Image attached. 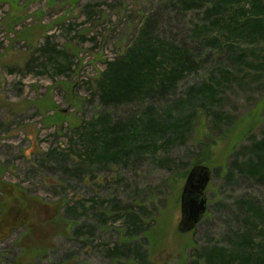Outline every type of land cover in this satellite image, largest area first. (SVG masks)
Wrapping results in <instances>:
<instances>
[{"label":"rangeland","instance_id":"obj_1","mask_svg":"<svg viewBox=\"0 0 264 264\" xmlns=\"http://www.w3.org/2000/svg\"><path fill=\"white\" fill-rule=\"evenodd\" d=\"M170 1L0 0V264H205L204 249L230 247L244 233L248 201L264 211V183L226 175L248 157L242 148L264 140V43L212 40L222 17L249 0H228L216 11L208 10L210 1L184 16L171 13ZM158 10L159 37L193 38L188 46L197 64L162 98L101 105L92 94L102 59H115L141 18ZM243 48L256 54H240ZM66 61L73 71L55 75L56 64ZM229 69L234 75L224 77L212 104L228 123L212 128L210 104L199 101L196 89ZM188 93L187 108L196 111L182 138L167 146L158 139L154 151L130 153L124 163L85 160L81 135L100 116L109 124L138 120L150 106L165 120ZM196 155L210 160L201 164L210 170L207 211L181 234L182 171Z\"/></svg>","mask_w":264,"mask_h":264},{"label":"trees","instance_id":"obj_2","mask_svg":"<svg viewBox=\"0 0 264 264\" xmlns=\"http://www.w3.org/2000/svg\"><path fill=\"white\" fill-rule=\"evenodd\" d=\"M210 1L212 4L208 10L216 11L226 8L228 0H173L170 3L174 8H170V11L174 15L184 16L195 7ZM235 10L233 13H228L226 17H222L223 20L215 33L217 37H213L212 40L219 42L221 41L220 38H224V40L230 41L231 45L233 44L232 41H238V46L247 43H252V45L264 43V0H249L247 7L240 6ZM158 11L141 18L134 30L132 40L118 53L115 59L111 61L102 59L105 67L101 71L97 70L92 94L98 98L101 105L117 107L136 102L143 103L151 97L162 98L171 93L176 84L184 79L197 64L196 56L188 46L189 41H194L193 38L186 37L175 42L169 38L165 41L159 37L157 30L164 11ZM198 31L204 32L206 29H198ZM199 32L195 33L194 31L192 33L198 35ZM226 41L220 48L226 45ZM246 53L255 55V48L247 50L243 48V51L240 52V54ZM262 55L264 56V54ZM229 68L236 71V67ZM72 71L71 63L66 61L64 64L57 63L53 73L60 75V73ZM233 75L230 69L225 70L217 77L212 74L208 80L209 84H203L196 89V94L200 95L199 101L210 104L212 113L208 122L212 128L218 129L228 123L222 121L223 115L215 112V107L212 104L217 100L216 95H218L219 90L225 85L224 77L230 78ZM71 88L68 86V90ZM191 96L188 93L183 101H179L178 105L169 107L165 112V120L161 121L157 116L151 115L150 106L145 108L138 120L131 118V121L109 124L110 122L105 115L100 116L96 120L99 125L98 130H94L96 123L90 124V129L81 135L83 144L87 147L85 160H91V165L98 164L101 167L109 163H124L126 156L130 153L149 148L154 151L157 148L158 139L163 141V146H167L176 138H182L196 111L187 108ZM49 108H55V103L51 102ZM114 129L117 131L113 134ZM251 130L253 128L249 132ZM166 134H169V137L166 138ZM112 136L116 141L110 146L107 141ZM117 138H125L126 141L118 143ZM202 144L207 146L205 142ZM204 146H201V149ZM125 147L129 149L124 154ZM242 149L248 153V157L241 165L234 164V168L228 171L226 175L231 177L236 171L252 177L258 183H264V140L256 141L250 147ZM190 161L194 167L209 163L210 160L209 157L196 155ZM162 162L168 167L175 166L173 162L167 159ZM189 169L187 167L182 171V177L186 176ZM244 215L246 224L244 233L238 236V239L234 240V244L232 243L230 247L204 249L201 258L204 259L205 264H264V211L248 201ZM134 231L146 235L149 230L135 226ZM254 234L260 235L261 241L254 243ZM136 255L140 259L144 258V255L139 252Z\"/></svg>","mask_w":264,"mask_h":264},{"label":"water","instance_id":"obj_3","mask_svg":"<svg viewBox=\"0 0 264 264\" xmlns=\"http://www.w3.org/2000/svg\"><path fill=\"white\" fill-rule=\"evenodd\" d=\"M210 181V170L203 165L189 169L180 194V233L192 231L207 211L205 191Z\"/></svg>","mask_w":264,"mask_h":264}]
</instances>
